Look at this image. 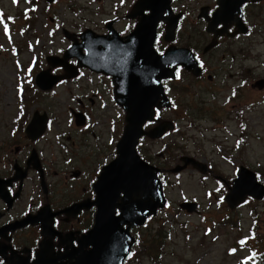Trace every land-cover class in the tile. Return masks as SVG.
Here are the masks:
<instances>
[{"label":"flooded vegetation","instance_id":"flooded-vegetation-1","mask_svg":"<svg viewBox=\"0 0 264 264\" xmlns=\"http://www.w3.org/2000/svg\"><path fill=\"white\" fill-rule=\"evenodd\" d=\"M55 1L51 4L44 1V4L50 7ZM101 1L93 0V4ZM169 1L174 14L180 15L177 29L172 36L167 32V26L157 25V33L149 41L154 56L171 53L172 48L189 50L200 68L199 75L193 80L213 84L211 95L215 104L221 99L224 104L236 105L240 99L239 89L234 87L236 82L243 87L254 88L253 83L264 81L262 77L251 83V69L248 68L252 56L263 57L256 51L264 46V0ZM139 3L140 0H114L110 2L109 17H103L97 24L89 23L84 30H91L94 36L102 37L109 44L116 41L124 58L128 49L134 47L130 34L150 13L143 10L140 14ZM186 24L191 28L195 25V33L186 32ZM241 30L244 33H239ZM80 34L73 33L70 44L80 43ZM66 37L69 38V34ZM43 63L46 70L53 71V75L64 76L63 81L69 84H77L86 73L91 80L94 77L96 83L89 93L79 89L81 95L74 99L75 106L67 111L65 128H54L60 116L49 105L45 110L33 108L32 113L25 112V104H36L41 99L34 86L36 95L19 98L20 103H26L17 106L16 114L3 128L0 127V264H105L104 230L99 234L94 231L98 203L101 204L96 182L103 167L117 156V142L123 134L125 113L115 104L112 76L79 70L76 61L69 60L75 78L67 79L63 67H52L46 59ZM232 79H235L233 83ZM164 86L166 95L170 96V87L166 83ZM96 101L99 102L96 112L105 111L110 105L117 110L114 118L109 120L110 136L105 145L102 144L101 133L97 132L100 123L94 120ZM169 110H158L159 122ZM230 112L223 117L224 121H228L231 115L235 116ZM219 113L220 109L216 108L213 116H201L194 121L211 120L222 129L220 118H217ZM32 121L33 131L28 133L27 127ZM43 122L45 128L41 131ZM153 122V126L158 123ZM153 126L145 123L143 130L148 132ZM147 140L150 139L146 134L139 139L137 154L144 160L146 158L148 163L157 158L162 167H170V155L167 160L163 151L151 154L150 149L143 150ZM149 142L153 144L152 140ZM222 158V162L229 165L241 164L231 156ZM211 178L218 182V195L228 189L230 177L225 179L215 174ZM141 230L131 229L137 239L136 247L142 242Z\"/></svg>","mask_w":264,"mask_h":264},{"label":"rangeland","instance_id":"rangeland-1","mask_svg":"<svg viewBox=\"0 0 264 264\" xmlns=\"http://www.w3.org/2000/svg\"><path fill=\"white\" fill-rule=\"evenodd\" d=\"M112 1L114 0H103L93 4V0H56L50 6L51 9L47 10L43 0H0L1 128L16 114L17 104L26 103V101L20 103L18 97L27 98L26 96L36 95L29 92L24 79L23 89L18 85L20 75L23 78L26 71L30 69L29 66L36 59L35 68L30 77L32 80L40 70L46 69V64L42 62L46 55L60 56L69 44V41L62 36L60 28L79 34L89 27V23L97 24L103 17H109L108 11ZM6 26L11 30L9 38L3 34V28ZM196 29L195 25L192 28L188 25L186 32L195 33ZM256 54H263V57H251L252 60L248 64V68L251 69V83L264 77V46L257 48ZM17 60L23 65V71L16 67ZM38 61L40 63H37ZM90 77L86 73L77 84H69L65 81L61 87H54L47 92L40 91L41 93L37 95L41 99L36 104H25L27 108L25 112L32 113L33 108L45 110L47 105L54 107L56 115L60 116V121L54 124V128H65L67 111L75 106L74 99L81 95L79 89L87 90L89 93L96 83L95 78L92 77L93 80H91ZM234 81L235 79L231 80L232 83ZM239 84L236 82L234 85L238 87L240 95L236 105L224 104L221 99H218L219 103L215 104L211 95L213 84L193 80L189 74L182 75V80L171 84L170 97L173 105L167 118L174 122L176 130L162 141H153V144H150L151 139L147 140L142 147L144 151L150 149L151 154L158 153L165 148L163 152L167 153V160L168 155L171 156L170 167L168 165L164 166L165 168L162 167L157 158L150 163L159 170H165V173H161V179L165 184L167 206L148 223L149 225H146V229L140 231L141 238L144 235L150 237L146 238L147 244L141 242L142 253L141 249L134 250L132 260L137 254V257H140V254L142 256L143 248L146 250L145 254L157 255L161 249L155 248L151 252L150 250L165 236L167 239L163 241L166 244L163 252L166 253V257L160 260L161 264H240V261L246 262L242 258H246L249 264V261L254 260L253 256L250 257L249 251L239 249L237 245L239 240L247 242L252 236L249 229L252 226L251 210H253L262 218L261 230L255 235L256 237L252 236V240H257L256 245L263 251L259 261L264 264V202L252 200L243 208L230 210L222 200L224 194L215 193V180L208 178L207 175V180H201L203 175L199 173V167L191 165L186 167L180 161V157H187L193 158L199 166L211 163L213 164L211 175L214 176L221 171L228 177L236 171L235 167L223 163L220 156L232 154L235 159L239 158L242 165L252 171L259 169L264 175V90L259 91L251 86L240 87ZM20 88L23 90L22 94H18ZM98 106L99 102L96 101L94 120L100 123L97 126V132L101 133V141L105 145L110 136L109 120L114 118L117 110L110 105L107 110L96 112ZM233 106H235L233 113L242 110L241 107L246 109L243 119L246 135L244 137L245 147L240 145L239 149H237L236 142L243 137L239 130V118L233 119V115L228 121H224L225 118H223ZM216 108L220 109L217 117L220 118L219 126L225 125L227 131L225 127L221 129L215 126L211 120L194 121L201 116H213ZM217 118L215 116V119ZM191 121L195 123L194 127L190 126ZM237 135L238 137L235 138ZM147 158L151 161L149 157ZM176 166L182 167L181 172L176 175L169 173ZM262 177L259 181L264 184V176ZM183 199L195 201L198 204V213L192 215L180 211L178 213V204ZM229 216L236 224L239 223L240 232L239 229L229 224L220 225ZM157 221L174 222L176 225L162 223V231H170V235L161 233L159 238L155 233L159 227ZM147 229H150L151 233H145ZM230 248H235V253L232 255L228 253ZM136 261L131 264H136ZM141 261V264H151L148 258H142Z\"/></svg>","mask_w":264,"mask_h":264},{"label":"water","instance_id":"water-1","mask_svg":"<svg viewBox=\"0 0 264 264\" xmlns=\"http://www.w3.org/2000/svg\"><path fill=\"white\" fill-rule=\"evenodd\" d=\"M161 1L140 0L137 5L140 14L143 10L151 11L152 19L150 23L145 21L146 18L141 20L137 30L139 31L144 26L139 46L134 50L131 59L133 61L132 72L135 76L131 75L132 80L128 86L125 83L115 89L117 103L127 113V125L117 145V158L103 169L97 183L98 201H101V204L98 203L94 231L97 234L100 233L103 230L102 223L108 221V229L104 231V249L108 250L105 264H122L123 258L128 253L130 245L127 244V241L130 240V237L127 229L123 230L122 226L142 225L145 218L155 215L157 209L162 208L165 202L161 184L156 177L158 169L144 163L135 152L138 139L144 135L142 125L152 119L153 107L157 105L159 97H162L159 79L165 78L169 74V70L165 72L164 68L167 63H171L173 67L182 65L186 69L192 70L193 74H198L191 55L171 54L165 60L159 57H150L152 54L148 56L146 53L147 55H145L144 51L148 49L150 35L154 31L156 23L161 19ZM172 29L169 27L170 35ZM106 54L112 55L109 51L102 53L99 57L100 62H104ZM50 61L53 66L64 65L66 70L71 69L65 65L64 61H57L55 58H50ZM59 80V77H51L47 72H42L37 76L36 83L41 90H48ZM161 104H164V101ZM169 129L170 127L165 124L153 130L149 135L151 138H159ZM181 169L182 167H176L172 172L178 173ZM243 175L246 177L242 180ZM238 176L239 178L234 182V186L237 184L235 189L225 198L231 208L242 203L246 194L256 199H261L264 196V187L256 182L254 174L242 169ZM121 194L122 197H120ZM180 207L188 212H192L195 208L194 205L187 204ZM115 209L120 211L117 217L114 216ZM100 240L103 238L101 237Z\"/></svg>","mask_w":264,"mask_h":264},{"label":"trees","instance_id":"trees-1","mask_svg":"<svg viewBox=\"0 0 264 264\" xmlns=\"http://www.w3.org/2000/svg\"><path fill=\"white\" fill-rule=\"evenodd\" d=\"M161 228L158 229V231L160 230ZM158 236L160 237V233H158ZM162 238V237H161ZM160 240H163V239H160ZM162 241L159 243V245H162ZM157 246H154L151 248L150 252L151 251H154V249L156 248ZM159 248V247H158ZM162 248V247H161ZM157 249V248H156ZM163 250V248L161 249ZM150 258H153L154 260L153 261H157V255L156 254H150Z\"/></svg>","mask_w":264,"mask_h":264}]
</instances>
